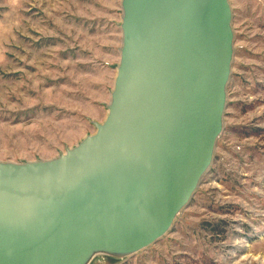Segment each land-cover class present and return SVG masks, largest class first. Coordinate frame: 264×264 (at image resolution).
Segmentation results:
<instances>
[{
    "label": "water",
    "instance_id": "obj_1",
    "mask_svg": "<svg viewBox=\"0 0 264 264\" xmlns=\"http://www.w3.org/2000/svg\"><path fill=\"white\" fill-rule=\"evenodd\" d=\"M102 122L50 159L0 161V264H90L149 247L214 159L234 57L230 0H121Z\"/></svg>",
    "mask_w": 264,
    "mask_h": 264
},
{
    "label": "rangeland",
    "instance_id": "obj_2",
    "mask_svg": "<svg viewBox=\"0 0 264 264\" xmlns=\"http://www.w3.org/2000/svg\"><path fill=\"white\" fill-rule=\"evenodd\" d=\"M223 130L160 240L90 264H264V0H230ZM121 0H0V161L50 159L93 134L114 87Z\"/></svg>",
    "mask_w": 264,
    "mask_h": 264
}]
</instances>
